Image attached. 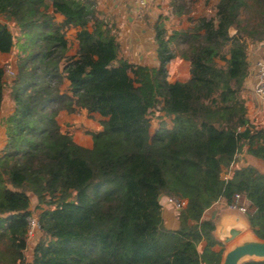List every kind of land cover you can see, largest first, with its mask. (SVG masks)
Segmentation results:
<instances>
[{"label":"trees","instance_id":"trees-1","mask_svg":"<svg viewBox=\"0 0 264 264\" xmlns=\"http://www.w3.org/2000/svg\"><path fill=\"white\" fill-rule=\"evenodd\" d=\"M171 7L189 13L185 0ZM96 13L95 0H0V18L20 30L26 54L14 72L0 65V113L6 94L13 104L0 119V264H219L223 248L213 250L221 244L203 214L227 208L235 194L264 239V174L243 165L222 179L243 148L264 162V128L249 122L240 98L248 46L264 43V0H218L214 16L191 18L170 35L159 17L156 67L119 59L116 35ZM70 29L75 58L67 56ZM14 46L0 20V54ZM176 56L189 63V79L170 83ZM153 109L172 117V127L161 123L150 135ZM78 110L100 117L90 148L56 120ZM30 194L42 206L41 236L27 263ZM160 195L186 200L176 229L164 225Z\"/></svg>","mask_w":264,"mask_h":264},{"label":"crops","instance_id":"crops-1","mask_svg":"<svg viewBox=\"0 0 264 264\" xmlns=\"http://www.w3.org/2000/svg\"><path fill=\"white\" fill-rule=\"evenodd\" d=\"M152 1L153 0H149L147 3V14L145 15V18L142 20H138L136 17V9L134 7L132 0H95L96 11H97L96 17L98 19L110 18L115 25V29L118 31L117 34L118 36L116 37V41L117 43L121 41L122 42L121 45L125 50V56L122 59H125L128 62L136 65L147 66V67L157 66V59H156L157 45L154 41L153 25L158 19V17L161 15L160 8L165 7V9H170L169 14L166 13L167 14L166 22L164 24L165 29L167 31V35H170L171 32L173 31L185 29L189 26V23H186L182 19L184 15L176 16L172 13L171 7L169 6V0H165L164 4H161L159 0L158 1L155 0V2ZM217 2L218 0L215 1L214 5H216ZM160 4L162 7L160 6ZM46 8L48 12H52L50 5L46 6ZM55 20L57 22H61L63 20V17L56 14ZM174 24L175 26H173ZM170 28L171 31L169 30ZM70 32H72L74 36L76 30L70 29ZM77 50H78V43L76 39L73 38V45L71 46L70 49H68L67 56L75 58L77 55ZM130 57H132L133 59H130ZM118 58H121V56H119V52H118ZM262 58H264V43L249 44L247 50L249 69L245 77L243 87L240 92V98L244 101L246 107V116L249 122L261 128H263L264 126V117L261 112L260 101L253 93V86L256 81L255 64L257 61L261 60ZM178 65L179 66L182 65L183 67H185V71L177 70ZM167 72H168L167 80L170 83L185 82L189 79V63L183 60L182 58H180L179 56H176L167 65ZM63 82H64L63 83L64 88L67 91L69 82L66 79H64ZM9 113L10 111L8 112V114ZM79 113H81V115L78 116ZM84 114H88V113L85 110H78L75 113L60 111L57 115V122L59 123L60 119L65 118L67 116H70L74 121L77 120L83 121L82 117L84 116ZM77 116L78 119H76ZM87 116H89V121L94 118L96 119L95 122H97V124L93 125L94 128L93 133L98 132L101 129V126L99 124V119H100L99 115L88 114ZM170 118L172 119V117ZM0 126L3 127L1 124ZM89 126L90 127L92 126L91 121L89 122ZM78 138H80V141L75 137V142L78 145L87 148H90L92 146L91 135L89 136V139L87 136H82V135H80ZM235 159L236 160L241 159L242 162H244L245 159L247 162L246 163L247 166H254L259 168L262 165L261 160L255 159L246 154V148H243L242 152L237 154ZM160 200L164 212L165 206L168 205H166L164 201L165 197H162ZM222 209L225 208L218 207L216 208V211H220ZM177 226L178 224L176 221L175 227L171 229H176ZM202 248H203V244H200L198 246V251H202ZM220 249H221L220 245H216L213 247V250L216 252L220 251Z\"/></svg>","mask_w":264,"mask_h":264},{"label":"rangeland","instance_id":"rangeland-1","mask_svg":"<svg viewBox=\"0 0 264 264\" xmlns=\"http://www.w3.org/2000/svg\"><path fill=\"white\" fill-rule=\"evenodd\" d=\"M148 1L149 0H147V3H148ZM215 1H217V0H193V1L185 0L186 6L189 9V13L184 15V17L182 18L183 21H185L186 23H189V26H190V19L191 18L195 19L201 15L206 16V17H212L215 13V5H214ZM152 2H155V0H153ZM159 2L161 4H164L165 0H159ZM147 3L145 5L144 9L142 10L140 16H138V14L136 13V17L138 20H142L145 18V15L147 14ZM161 4H160V6H161ZM169 6L171 7V0H169ZM169 10L170 9H165V7L160 8L161 15L159 17L162 18L161 20H163L164 24L166 22V15H167L166 13L169 14ZM171 10H172V7H171ZM0 20L5 21V23L7 24L9 30L11 31V33L14 37V44H15L14 48L12 49V51L9 54H0V65L4 66L8 72H14L16 69L17 62L20 61V59L26 55V54H24V55L21 54L18 51V47H17L18 42L23 41V39L20 38V30L15 26V24L12 21L5 20L3 17H1ZM99 20L104 21L106 23V25L108 27H110L111 31L113 33H115L116 37L118 36L117 35L118 31L115 29V25L110 18H104V19L102 18ZM173 26H175V24ZM169 30L171 31V28ZM73 38H75V35L73 36V33L70 32V30H68L66 32V39H67V42L69 44L68 49H70L71 46L73 45ZM121 43H122L121 41L118 42V44H119L118 52H119V56H121V58H119V59H122L125 56V50H124L123 46L121 45ZM130 59H133V58L130 57ZM63 66H64V62L61 64V67H63ZM182 67H183L182 65H180V66L178 65L177 70L185 71V67H183V69H182ZM63 83L64 82H62V84H61V89H62V91H66ZM12 110H13L12 101H11L9 95L6 94L5 98L3 100V103H2V111L0 113V117H5L8 114V112L9 111L11 112ZM79 115H81V113H79L78 116ZM87 115L88 114H84V116L82 115L83 121H78V120L74 121L70 116H67L65 118L60 119V121L58 120L59 121L58 124H59V126L63 132L71 135L74 142H75V137H76V139H79V141H80V138H78L80 135L87 136L89 139L91 132L94 131L93 125H96L97 122H95V120H96L95 118L91 119L90 121L92 123V126L90 127L89 126V122H90L89 116H87ZM78 116L76 119H78ZM148 118L150 119V129H149L150 135H152L156 131V129L159 128L161 123H164L167 128H170L171 124H172V119L170 117L163 116V113L161 111H159L158 109L151 110V112L148 115ZM56 120H57V116H56ZM259 128H261V127H259ZM263 128H264V126H263ZM4 131H5L4 127L0 126V156H2V154H3V148H4L5 143H6V137H5ZM246 163L247 162L245 159H244V162H242L241 159H239V160L235 159V162H233V169H236V168H239L243 165H246ZM233 169H230L231 170L230 171L228 168L230 173L233 172ZM225 174H226V169H223L222 176H226ZM37 205L38 204L36 202L35 197L30 194V210H31L32 216L35 218H37V215L40 213L41 208H42V206L37 207ZM216 208H218V207L211 206L210 208L206 209L204 211V214H203V219L210 218L213 211L216 210ZM177 211L178 210L173 209L171 206H169V207L165 206V210H164L162 215H163L164 225L168 229L175 227V223L177 221V219H176L177 218ZM40 236H41V234L37 229H35L33 231L31 237L28 236L27 246L23 252L25 262L28 263L32 260L33 249H34L38 239L40 238ZM220 246L222 249L223 246L222 245H220Z\"/></svg>","mask_w":264,"mask_h":264},{"label":"water","instance_id":"water-1","mask_svg":"<svg viewBox=\"0 0 264 264\" xmlns=\"http://www.w3.org/2000/svg\"><path fill=\"white\" fill-rule=\"evenodd\" d=\"M234 33V29L229 30L230 35ZM261 163L259 168L252 167L264 174V163ZM161 198L162 195L158 199ZM211 219L215 227L213 236L223 246L219 264H243L264 260V239L253 233L245 214L227 207L213 211Z\"/></svg>","mask_w":264,"mask_h":264},{"label":"built area","instance_id":"built-area-1","mask_svg":"<svg viewBox=\"0 0 264 264\" xmlns=\"http://www.w3.org/2000/svg\"><path fill=\"white\" fill-rule=\"evenodd\" d=\"M132 2L136 9V13L138 14V16H140L142 10L144 9L147 3V0H132ZM255 76H256V81L253 86V93L260 101L261 112L264 117V58L256 62ZM230 169H233V163L229 166V170ZM229 170L227 169V172L225 174L226 176H222L223 180H227L231 176L232 172L230 173ZM165 203L166 205L171 206L173 209L179 210L185 206L186 200L182 198H166ZM228 208L237 209L243 214H246L248 212V207L246 205L245 197L241 194H235L234 202L233 204L229 205ZM162 212H163V206H162ZM28 225H29L28 236L31 237L33 231L35 229L37 230L39 229L37 218L33 216L29 217Z\"/></svg>","mask_w":264,"mask_h":264}]
</instances>
